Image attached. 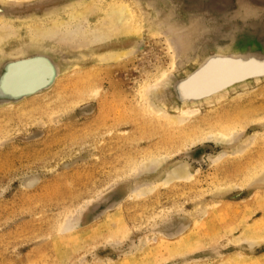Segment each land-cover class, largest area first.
<instances>
[{
    "label": "rangeland",
    "instance_id": "1",
    "mask_svg": "<svg viewBox=\"0 0 264 264\" xmlns=\"http://www.w3.org/2000/svg\"><path fill=\"white\" fill-rule=\"evenodd\" d=\"M113 2L141 28L139 51L116 64H80L89 48L65 30L29 35L85 6L93 27ZM231 4L0 0L13 11L0 15L13 32L0 61L36 47L56 59L32 52L0 70V102L49 84L0 106V264H264V79L183 113L167 92L215 31L264 32V0ZM19 67L38 71L26 91Z\"/></svg>",
    "mask_w": 264,
    "mask_h": 264
},
{
    "label": "bare ground",
    "instance_id": "2",
    "mask_svg": "<svg viewBox=\"0 0 264 264\" xmlns=\"http://www.w3.org/2000/svg\"><path fill=\"white\" fill-rule=\"evenodd\" d=\"M175 1L181 4L187 2L190 5H195L203 3L204 1L211 2L213 0ZM227 2L228 0H216V4L226 5ZM89 8V6H85L81 9H76L69 15L68 18L60 21L54 20L44 27H31L29 35L34 40L42 42L45 37H54L60 30H65L70 38L83 39L84 48L87 46L89 51L88 49L84 50L85 52H88L84 56V58L88 56L87 61H83V56L80 57V62L75 60L80 64L83 62L84 64L94 63L97 66H109L116 64L121 59H123V57L128 55L127 53L131 48L134 51H139L140 44L131 47V43L136 42V39H140L141 28L139 27L138 22L135 20L136 14L128 4L126 5L122 2H113L107 7L102 8L101 12L104 13L103 17L93 27H86L89 17ZM8 13L13 12L7 9L5 6L0 8V15ZM5 26V24L0 25V48L9 42L11 37H13V32L8 31V29L6 30ZM187 29L185 28V30ZM184 33L185 32L181 34L184 35ZM187 39L189 40V38ZM254 42H256V44L251 45L249 40L239 39L235 42L236 44L233 43L235 45L230 44L223 48L206 46L198 50L196 55L192 58V62H194L193 65L189 66V64L182 71H180V73L169 75L168 79H170L171 82L169 81L170 84L167 86V92L170 95L171 101L180 107V112L183 113L185 108L189 109V107L196 105L208 104L211 101L221 97L224 91H228L233 87H240L241 85H245L248 82L250 83L252 81L263 80L264 67H262V65H264V47L261 48L256 40H254ZM126 46L127 48H125ZM38 48L39 47L29 48L14 58L9 57L8 59L1 60L0 70L3 68V64L6 61L18 62L23 59L29 60L31 58L32 52L41 53L38 52ZM96 48H98L99 52H95L96 54L92 53L90 57L89 53L91 50ZM99 48L106 49L103 50ZM47 54L55 59V57L49 51H45V54L43 55H46L47 57ZM73 66L74 65H71L69 69ZM36 72L38 73L36 68L26 69L25 67H19L17 70L12 71L10 76L11 79H13L15 85H17V87H23L22 90H24V88L31 86L30 83L32 80L27 76L30 74H35ZM162 75L163 74H161V76ZM160 77L157 79H160ZM45 87L32 90L31 92L27 90L28 92L21 97L40 93V91L45 89ZM160 91L163 101H166L165 104L168 107L175 108L176 106L171 103L168 97H165L164 91ZM20 98L11 101L0 102V106L8 103H14L20 100ZM163 115L171 117L165 112ZM180 174L182 175V173ZM177 177L179 178L180 176L177 175Z\"/></svg>",
    "mask_w": 264,
    "mask_h": 264
},
{
    "label": "water",
    "instance_id": "3",
    "mask_svg": "<svg viewBox=\"0 0 264 264\" xmlns=\"http://www.w3.org/2000/svg\"><path fill=\"white\" fill-rule=\"evenodd\" d=\"M171 2L175 5V7L177 9H179L181 11H196V9H199V8L201 9L202 7H204L210 11H214L217 13H224V12H227L226 10L230 9L232 6V4H231L232 0H228L226 5L216 4V0H213L211 2H205L204 1L203 3L195 4V5H190L187 2L182 3V4L177 3L175 0H171ZM3 6H5V5H3ZM2 7H0V8H2ZM5 7H7V6H5ZM7 9H9V8L7 7ZM9 10H11V9H9ZM10 14H12V13L4 14V15H10ZM218 31L220 33H223L225 31H227V28L224 27ZM215 32L213 34L209 35L207 38H205L199 44V46L197 47V49L195 51L194 56L196 55L198 50H200L206 46H210V47L214 46V48L215 47L223 48V47H226L227 45H230V44L232 45L233 43H235L239 39L249 40L251 45H255L256 42H254V40H256L258 42V45H260L261 48L264 47V32L262 31V29H259V28L248 29V28L232 27L229 31L230 37H227V38H221L219 33L218 32L215 33ZM235 44H233V45H235ZM192 61H193V59L190 61V63H189L190 65L188 64L189 66L194 64V62H192ZM178 73H180V72H178ZM259 82H261V81H252L250 83L248 82L247 84L241 85L240 87H244L246 85H251V84H255V83H259ZM240 87H233V88L229 89L228 91H224V93L221 95V97L223 95H226L227 93L235 90V89L240 88ZM196 106H198V105H196ZM193 107H195V106H193Z\"/></svg>",
    "mask_w": 264,
    "mask_h": 264
},
{
    "label": "snow or ice",
    "instance_id": "4",
    "mask_svg": "<svg viewBox=\"0 0 264 264\" xmlns=\"http://www.w3.org/2000/svg\"><path fill=\"white\" fill-rule=\"evenodd\" d=\"M262 67H264V65H262Z\"/></svg>",
    "mask_w": 264,
    "mask_h": 264
}]
</instances>
